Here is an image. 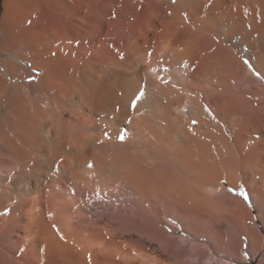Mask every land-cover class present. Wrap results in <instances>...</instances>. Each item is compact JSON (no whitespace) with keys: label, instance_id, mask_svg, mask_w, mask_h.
<instances>
[{"label":"bare ground","instance_id":"bare-ground-1","mask_svg":"<svg viewBox=\"0 0 264 264\" xmlns=\"http://www.w3.org/2000/svg\"><path fill=\"white\" fill-rule=\"evenodd\" d=\"M254 209L264 0H0V264L20 221L32 264H159L116 238L170 254Z\"/></svg>","mask_w":264,"mask_h":264},{"label":"rangeland","instance_id":"rangeland-1","mask_svg":"<svg viewBox=\"0 0 264 264\" xmlns=\"http://www.w3.org/2000/svg\"><path fill=\"white\" fill-rule=\"evenodd\" d=\"M238 195H240L242 200L249 198V192L247 189L238 193ZM230 198L234 200V203L238 202L239 206H245L247 208V205L243 201L237 199V193L233 192V194L230 195ZM257 213V210L254 209V214L248 213L249 216L247 215L246 219L244 218L243 221H238L228 216L227 213H222L220 216L216 215V217L215 215H211L212 217L209 216V218L204 221V225L202 223L203 226L201 224L200 226L199 224H196V226L193 227L190 224H184L183 230L179 231L174 229L172 231L173 233L168 234L167 236L172 241L185 243L186 247L184 246L181 249H173L172 251L175 253L170 250V254L165 252L162 254V252L159 249H156L155 246L148 247L145 245L146 248L143 244L131 241L128 238L117 237L116 241H119L124 245L129 244L130 246L127 247V251L131 253L142 254L145 256L148 254V256L159 257V259L162 260L159 264H229L230 262L233 264H264V226L262 225L260 218L257 217ZM22 216V218H25L24 215ZM19 224L22 227L21 229H18L15 234L20 238L16 235L12 236L13 238H9L10 242H7L9 245L6 248L8 249L10 246V251L9 249L4 250L8 256L11 255L15 264H32V262L36 260L39 251L31 242L33 235L32 230H27L28 227L24 228V223H22V221H20ZM252 227L257 231L259 239L258 246L255 245L253 248H249L245 245L246 230ZM32 246L34 248L31 249ZM161 250L165 251L163 249ZM164 253L167 256L170 255V259L167 258ZM180 256L182 258H180Z\"/></svg>","mask_w":264,"mask_h":264},{"label":"snow or ice","instance_id":"snow-or-ice-1","mask_svg":"<svg viewBox=\"0 0 264 264\" xmlns=\"http://www.w3.org/2000/svg\"><path fill=\"white\" fill-rule=\"evenodd\" d=\"M105 135H107V133H105ZM121 139H123V137H121ZM245 198H247V197H245Z\"/></svg>","mask_w":264,"mask_h":264}]
</instances>
